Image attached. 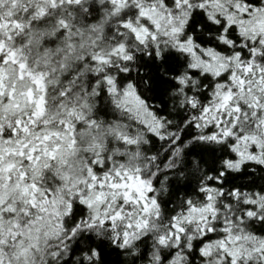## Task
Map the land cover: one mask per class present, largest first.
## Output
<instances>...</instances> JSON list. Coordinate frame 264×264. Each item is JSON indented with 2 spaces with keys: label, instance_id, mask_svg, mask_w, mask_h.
Listing matches in <instances>:
<instances>
[{
  "label": "snow or ice",
  "instance_id": "6c2138e0",
  "mask_svg": "<svg viewBox=\"0 0 264 264\" xmlns=\"http://www.w3.org/2000/svg\"><path fill=\"white\" fill-rule=\"evenodd\" d=\"M0 264H264V0H0Z\"/></svg>",
  "mask_w": 264,
  "mask_h": 264
}]
</instances>
